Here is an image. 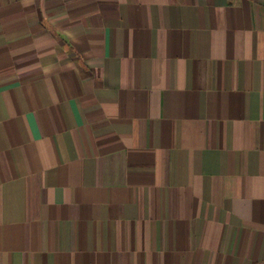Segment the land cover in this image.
<instances>
[{
  "label": "crops",
  "instance_id": "obj_1",
  "mask_svg": "<svg viewBox=\"0 0 264 264\" xmlns=\"http://www.w3.org/2000/svg\"><path fill=\"white\" fill-rule=\"evenodd\" d=\"M0 264H264V0H0Z\"/></svg>",
  "mask_w": 264,
  "mask_h": 264
}]
</instances>
